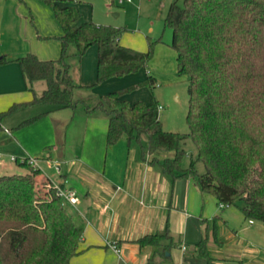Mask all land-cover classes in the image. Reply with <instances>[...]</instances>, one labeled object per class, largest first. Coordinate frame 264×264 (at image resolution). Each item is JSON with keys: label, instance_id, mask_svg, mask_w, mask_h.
Here are the masks:
<instances>
[{"label": "trees", "instance_id": "trees-1", "mask_svg": "<svg viewBox=\"0 0 264 264\" xmlns=\"http://www.w3.org/2000/svg\"><path fill=\"white\" fill-rule=\"evenodd\" d=\"M177 1L170 3L164 25L172 31L169 45L178 74L187 81V134L162 128L156 101L130 104L121 99L128 89L75 97L76 89L145 68L158 41L147 37V52L122 46L123 28L81 22L82 14L71 0H44L61 28L57 59L40 60L33 53L0 56V65H19L31 92L33 83L44 84L39 96L33 93L30 101L0 112V131L6 116L34 104L48 109L23 120L18 128L50 112L74 110L78 104L87 114L101 111L108 119L107 146L125 137L128 145H139L143 159L151 156L149 162L162 172L190 178L218 205L240 202L245 219L264 223V0ZM93 45L98 48L96 82L77 85L70 76L69 48L74 46L81 57ZM145 83L153 88L155 78L147 75ZM187 138L197 155L183 167ZM162 153L171 155L160 159ZM196 162L202 163V173L196 171ZM15 163L26 172L0 175V264H69L79 253L83 224L67 212L40 168L31 166L27 157ZM164 237L169 238L166 230L136 242L158 248ZM198 247L205 249L204 239ZM168 248L169 244L164 250Z\"/></svg>", "mask_w": 264, "mask_h": 264}, {"label": "crops", "instance_id": "crops-1", "mask_svg": "<svg viewBox=\"0 0 264 264\" xmlns=\"http://www.w3.org/2000/svg\"><path fill=\"white\" fill-rule=\"evenodd\" d=\"M18 1L25 4L23 0H0V56L8 54L18 57L33 53L40 60H55L60 54V43L56 38L61 35V28L53 29L47 25L51 24L53 11L50 7L45 8L43 3H36V10L34 7L32 9L35 12L38 10L40 18L45 17L47 24L36 20L37 28L34 30L30 26L33 23L28 8ZM71 1L80 11L78 1ZM80 21H83L82 17ZM75 53V47L71 46L69 57ZM97 53L98 48L93 45L79 58V62L74 61V57H71L72 61L68 58L70 76L75 84L90 86L96 82ZM143 70L109 78L96 85L92 91L76 89L75 97L101 95L113 86L119 88L124 84L140 82L147 76ZM32 89L33 92L27 88L16 62L0 65V112L14 103L30 101L33 93L39 96L44 84L35 82ZM34 107L37 110L25 116L33 117L48 109L45 105L34 104L18 109L3 119L2 129L10 137L2 140L0 145L11 142V138H24L25 132H17L12 136L10 129L4 126L13 114ZM82 108L77 114L81 117L77 120L80 124L78 136L76 134L67 138L63 129L75 109H61L44 115L30 124L32 131L27 134L33 138L28 142L29 149L40 153L48 166L56 163L62 179L53 182L48 175L45 176L76 193L73 216L83 224L77 255L83 254L86 258L82 260L75 255L69 264H166L172 262V250L176 248L181 253L180 258L177 256L175 260L176 264H201L200 260H189L185 252L188 244L192 240L195 242L196 239H192L195 233H200L202 221L208 223L210 219L214 227L213 239L218 246L212 251L199 249L201 236L194 251L199 255L198 258L205 260L202 264L239 263L247 257L256 264H264V223H250L240 211L239 214L215 210L208 213L205 210L207 195H202L190 178H174L162 172L158 164L149 162L151 156L143 159L139 145L135 142L128 145L125 137L107 146L106 138H103L105 128L107 131V117L101 111L87 114ZM18 116L25 117L22 114ZM42 148L44 151H41ZM13 149L22 152L19 147L13 146ZM170 155L162 153L159 158ZM58 164L65 167V172L74 175L77 183H70L68 174H61ZM6 171V168L0 171V175L8 174ZM224 209L229 210L230 206L220 208ZM216 228L219 233H216ZM164 230L168 232L169 238H161L158 248L139 246L136 242L146 235ZM225 239L229 242L227 246L224 244ZM168 244L170 248L165 251L164 247ZM113 245L116 249L112 248Z\"/></svg>", "mask_w": 264, "mask_h": 264}, {"label": "rangeland", "instance_id": "rangeland-1", "mask_svg": "<svg viewBox=\"0 0 264 264\" xmlns=\"http://www.w3.org/2000/svg\"><path fill=\"white\" fill-rule=\"evenodd\" d=\"M25 4L18 1L22 6L28 8L29 16H32V23L30 26L35 30L37 28L36 20L38 23L44 21L47 24L46 18L41 17L37 13L36 10V3H43L45 4L44 0H23ZM78 3V7L80 8V13L82 14L83 21L84 18L87 20L85 22L93 21L95 23H99L101 25H111L116 28H123L124 31L119 36V44L128 48H131L138 52H147L149 50L147 37H150L152 40L158 41L153 47V55L146 67L143 70V73H147L155 78V85L151 88L148 84H146L147 76L142 80L135 82L133 84H124L119 88H111L109 90H104V93L101 95H105L107 93L113 91H120L126 90L122 93L121 99L128 101L130 104H133L138 101H142L146 104L152 103L156 101L159 105L162 106L161 109L158 110L159 112V119L162 124V128L167 132H176V133H185L187 134L189 129L186 122V114L188 109V93H187V81L185 77H182L178 74L177 65H176V56L174 51L170 47V42L172 40V31L165 27L164 25V18L170 3L173 0H121L122 2L119 3V0H75ZM113 1V3H112ZM182 0H178L177 3L181 5ZM26 5V6H25ZM45 8L48 6L45 4ZM34 7L35 10L32 9ZM82 9V10H81ZM52 14V13H51ZM51 24H47L49 28L54 27L60 29V26L55 19L54 15H52V19L50 20ZM6 45V44H5ZM6 47V46H5ZM69 53V51H68ZM8 55V54H7ZM60 55V54H59ZM85 55V54H84ZM74 57V61L76 60L79 62V56L75 55L71 56ZM69 57V60H73V58ZM82 57V56H81ZM58 58V57H57ZM56 58V59H57ZM142 74V73H139ZM93 75V74H92ZM94 83V82H93ZM92 86V85H90ZM96 86H92L90 91ZM103 91V90H102ZM107 91V92H105ZM97 95V96H101ZM82 108L80 104H78L74 110V112L70 113L71 118L68 120V124L64 126V132L67 138L71 135L78 136L80 130V124L77 123L79 117V110ZM83 109V108H82ZM37 110V107L32 109H23L22 111H18V113L13 114L9 121H7L6 125L4 126L7 129H10L12 136L17 132H25L24 138H11V142H7L5 144L0 145V171H3L6 168V172L8 174L14 173H25V168H20L15 161H11L9 156L18 157V158H35L38 161L39 168L41 169L43 175H48L53 182H58L62 179L59 176L55 164H50L48 166L43 160V156L40 153H36L35 150H31L28 147V142L30 139L31 134V125H27L24 127H19L20 123L29 118V112H34ZM84 112V109H83ZM22 114L25 116L24 118L18 116ZM18 116V117H16ZM17 127V130L14 128ZM2 137V138H1ZM10 136H7L4 129L0 131V142L5 139H9ZM103 138H106V128L103 134ZM14 147H19L22 149V152H17L13 149ZM23 147H27L24 149ZM183 149L185 151V155L182 159V166H188L192 161L196 160L197 151L196 148L190 138H187L184 142ZM29 151V152H28ZM41 151H44L42 148ZM44 159V158H43ZM61 168V174H68L67 180L70 183H77V179L74 175L70 174L69 172H65V167L62 164H58ZM195 169L198 173H202L204 171V167L201 162L195 163ZM206 206L205 210L210 213L211 210L220 211V213L224 211H231L236 214H239V206H241L240 202H236L234 205L230 206V209L220 210L219 205L215 204L214 197L211 195H207L205 198ZM62 205L67 210V212L71 213L72 215L75 214V211L72 206L62 202ZM209 215V214H208ZM76 220V216H74ZM210 217V216H209ZM239 217V215H238ZM240 218V217H239ZM211 220V219H210ZM203 222L201 226L200 233L194 235L192 239H196L195 242H190L188 244L187 251L185 255L188 256L189 260H196L199 263H205V260L200 257L194 251L196 242L202 236L204 239V247L208 251L214 250L218 245L214 242L213 239V231L214 227L212 222ZM208 224V226H207ZM207 228V229H206ZM219 230L216 228V233ZM226 242L224 244L227 246L229 244L228 240L225 239ZM178 251V252H177ZM195 253V255H194ZM194 255V256H193ZM80 256V257H79ZM83 254L76 255L75 257L82 258V260L86 257H83ZM178 259L181 256L179 250L173 249L172 250V262L176 264V258ZM85 260V259H84ZM257 261V260H256ZM172 262H166V264H172ZM233 261L228 262H221L222 264H256L253 259L250 257L244 258L239 263H232Z\"/></svg>", "mask_w": 264, "mask_h": 264}, {"label": "built area", "instance_id": "built-area-1", "mask_svg": "<svg viewBox=\"0 0 264 264\" xmlns=\"http://www.w3.org/2000/svg\"><path fill=\"white\" fill-rule=\"evenodd\" d=\"M129 1V0H127ZM122 1L119 0V3H121ZM162 107L161 106H158V110L161 109ZM28 158V163L33 166V167H38L39 168V165H38V161L37 159L35 158ZM15 157L11 156L10 160L11 161H15ZM56 169H57V172H59V168L57 166H55ZM51 187L54 188L55 192H56V195L61 198L62 202L66 203V204H69L70 206H75L76 204V201H77V198H76V193L73 189H70V188H63L61 186H59L58 184H55V183H52ZM219 207L220 208H226L228 207L227 204H219ZM250 223H252L253 221L252 220H249ZM112 248L116 249L115 246L113 245ZM184 249V247H183Z\"/></svg>", "mask_w": 264, "mask_h": 264}]
</instances>
